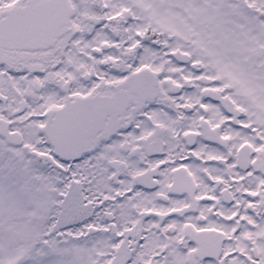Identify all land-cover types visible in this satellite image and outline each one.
Masks as SVG:
<instances>
[{
    "label": "snow or ice",
    "instance_id": "6c2138e0",
    "mask_svg": "<svg viewBox=\"0 0 264 264\" xmlns=\"http://www.w3.org/2000/svg\"><path fill=\"white\" fill-rule=\"evenodd\" d=\"M0 264H264V0H0Z\"/></svg>",
    "mask_w": 264,
    "mask_h": 264
}]
</instances>
